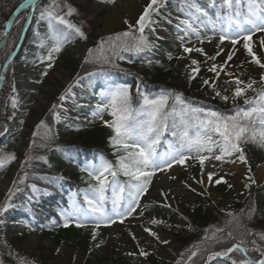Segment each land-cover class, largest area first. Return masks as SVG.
I'll use <instances>...</instances> for the list:
<instances>
[{"label": "snow or ice", "instance_id": "obj_1", "mask_svg": "<svg viewBox=\"0 0 264 264\" xmlns=\"http://www.w3.org/2000/svg\"><path fill=\"white\" fill-rule=\"evenodd\" d=\"M63 0H50V3L43 7L39 12V20H46L49 29V39L52 44L45 59L48 61L46 69L41 73L42 76L47 75V69L53 67L52 61L55 55L59 54L63 46L70 42V39L78 36L87 39L86 33L77 23L72 22L67 17L77 13V9L66 3L63 7L67 8L63 12ZM100 3H114L115 0H99ZM165 3V0H149L136 21V25H129L130 31L118 33L115 37H108L109 41H119V44H112L113 55H118L115 51L120 48L125 52L142 53L150 51L154 46L145 35V29L151 30V25L155 23L152 19L154 14L159 13V8ZM31 8L33 11L37 9V0H25L18 6L17 11L21 9ZM208 9H214L213 15L209 14ZM183 10L186 12L188 19L181 21L185 25L184 31L199 33V26H194L192 21H199L200 24L207 23L218 34L217 51L215 55L209 56L202 47L183 46L185 53L191 54L198 52L206 59L205 64L211 61L207 66V71L212 74L211 77L203 80V85L209 87L214 93L213 98L219 97L225 102H231L235 105L233 114L229 115L220 111H205L202 108L192 107L184 101L182 94L164 92L156 97L150 98L146 94H142V104L138 108L133 109L130 103L129 91L122 85H109L105 92L104 99L106 103L97 106L94 116L100 115L105 109H110L109 114L111 121H104L105 125L113 132L110 137V143L113 145L115 152H123V155L117 156L116 164L101 158L99 164L89 165L82 171H88L89 177L95 181L90 184L89 188L84 190V202L87 208H83L75 202L72 205V211L64 213V227H68L72 221L69 217H77L79 222L77 227H87L84 220L93 219L95 228L110 226L117 222L124 223L126 219H135L137 210L140 207L141 198L148 192L151 178L157 172H164L171 169L174 165L186 166L189 161H194L200 165L201 178L196 179V183L205 184L204 169L206 161L226 162L227 157L236 155V159L247 163V157L242 145L249 141L259 140L261 146H264V52L257 54L253 50L252 37L255 33H264V0H207V7H203L198 0H183ZM63 12V14H61ZM128 24V21H124ZM138 25L139 35H135L131 29ZM5 31L3 38L9 35L7 25H4ZM123 38V39H122ZM182 39V37H181ZM228 41L231 43L232 50L227 53L226 59L218 62V57L224 53L221 47ZM6 42V40H5ZM201 43L204 41L201 40ZM210 42V41H209ZM104 41L101 42V46ZM237 45H241L245 50L247 62L254 64L260 69L259 79L249 78L247 81L240 78L235 72L228 71L231 67L230 62L233 61L236 52L239 51ZM260 46L264 48V39L260 40ZM94 55L93 49H87L84 58L85 63L91 62L89 57ZM99 59V57H96ZM123 59V56L119 57ZM104 63H112L108 56L103 57ZM200 61L191 60L189 66L188 80H195L201 72ZM243 63V62H242ZM113 67H117L114 63ZM229 77L225 83L232 86L231 93L228 89L223 91L217 90V81L221 74ZM88 77L95 73H87ZM4 77L0 76V80ZM84 77H78L75 81H79ZM259 84V89L256 85ZM71 87L65 90V93L58 97L59 101H64L71 94ZM251 91L255 95L248 97L247 93ZM173 99V106L169 108V99ZM243 98L244 105H250L247 108H241L236 105V101ZM179 105V118H177V108ZM62 106V105H61ZM12 107H17V101L12 99ZM58 105L53 104L51 111L56 119H59V113L55 110ZM37 127L47 128L44 120H41ZM168 134L172 139L166 140L168 150L164 152L158 151L162 138ZM3 135V133H0ZM35 135V133H34ZM34 143V141H33ZM218 153V154H217ZM16 157L13 154H0V167L11 163ZM32 157H26L25 163H28ZM43 159V157H41ZM235 162V161H233ZM213 167L216 165L213 164ZM123 174L129 179L125 183H121L117 177ZM27 173H25V178ZM109 177L112 179L109 180ZM174 179V177H173ZM195 179V178H194ZM251 183H256L251 179ZM19 183L24 182L21 178ZM10 190L7 200L0 204V216L6 213L10 208L16 207L11 203L12 196L15 192L20 191L15 187ZM207 183L209 185L227 184L224 176H217L214 172L207 173ZM35 190V185H32ZM192 192H196L195 188L186 185ZM231 188L232 185L228 184ZM245 187H248L246 184ZM111 189V209L106 210L105 201L109 199L106 193ZM91 193V195H89ZM127 193V195H125ZM204 195V192L198 193ZM165 200L168 199L163 194ZM165 207H171L170 204H164ZM143 216V212L138 213ZM231 219L226 221L225 228H217L209 236L205 235L204 240L206 247L192 250L186 257L185 264L193 262V258L198 254L202 264H210L217 258H225L230 264H264V232H253L242 223L241 218L228 214ZM247 218H251L252 211L246 214ZM163 222L152 218L150 224L157 226ZM143 232L154 238L157 242L167 245L170 243L167 239H161L158 231L152 227H144ZM238 233V234H237ZM132 239L137 237L133 233ZM92 238L96 239V231L93 230ZM231 241V245L227 243ZM216 245H222L219 251L213 250ZM239 253V258H234L233 254ZM136 253H130L135 255ZM254 254V255H252ZM138 255L147 257L149 252L140 249ZM183 257L184 254L182 253ZM206 257V259H205ZM2 264V262H0ZM177 264H181L177 261Z\"/></svg>", "mask_w": 264, "mask_h": 264}, {"label": "rangeland", "instance_id": "obj_2", "mask_svg": "<svg viewBox=\"0 0 264 264\" xmlns=\"http://www.w3.org/2000/svg\"><path fill=\"white\" fill-rule=\"evenodd\" d=\"M167 1L168 0H165L162 7L167 5ZM148 2L149 0H115L114 3L93 2L85 7L81 0H65L64 4L71 5L78 10L77 13H74L69 19L72 22H78L85 33H91L98 40L103 37L115 36L118 33L130 31L129 25H136L138 17L143 12ZM66 11L67 8L64 7L63 12ZM159 11L162 12L161 9H159ZM26 14L27 13H25V15ZM100 15L101 17H99ZM24 18L26 19V17ZM185 19V15L177 11L173 14V17H170L168 23L162 25L161 30L158 32L160 37L167 42L172 40V34H177L176 38L179 42L178 47L180 51L185 54L184 61H187L189 69L191 60L195 59L198 61L199 58H206L195 51L191 54L185 53L183 51V46L202 47L208 55L211 56L215 55L217 51L219 37L216 31L213 30L211 24L207 26L206 23L200 24L199 21H192L194 26H199L198 35L191 31H184L185 25L182 24L181 21ZM3 20L4 19L0 18V38ZM125 20L128 21V24L124 23ZM45 21L46 20L38 21L37 29L39 31L43 29ZM175 26L183 29V33L177 32ZM131 31L134 33L136 28L131 29ZM261 39H264V33L261 32L255 33L252 37L253 50L257 52V54L264 52V48L260 46ZM201 40L204 42L201 43ZM221 47L224 48V53L218 57V62H222L226 59L227 53L232 50L233 46L230 42L225 41ZM236 47L239 48V51L236 52L233 61L230 62L231 67L228 68V71L235 72L245 81L249 78L258 80L260 69L254 64L247 62L248 58L241 45H237ZM15 48L16 46L14 44L7 46L6 49H4V51H6L1 53L0 60V68L7 62V72L9 71V74L12 76L11 94L7 97L4 103L5 108L2 112L5 117V122L0 127V133H3V135H0V154H13L16 157L11 163L6 164L4 167H0V204H3L7 200L10 190L14 188V182H16L15 187L19 188L20 191L15 192V195L12 196L11 199V203L16 207L10 208L6 213L0 216V262L5 264L4 260L1 258V256H4L14 260L16 264H86L85 253L82 248L75 245V237H70L67 242H58L56 237L47 235L48 232L44 233L45 230L50 229L49 226L36 224L29 226L28 223L17 221L23 214L32 219H34L35 216H39V214L42 213L41 209L47 206L43 201L50 196L49 192L46 190L37 187H35L34 190L32 185H26L25 173L31 168L32 160L28 161V163H25V160L26 157L29 156L34 158L32 153V148L34 147L33 139L36 137L37 130L39 129L37 127L39 122L52 118L57 128V135L61 137L65 143H70V141H73V137L76 135L77 130L84 129L89 123L92 122L98 125H104V121L112 120L109 114L110 109H105L101 114L102 119L100 115L94 116L97 106L107 102L104 99V95L109 86L105 88L104 91L93 94V77H88L87 75L80 76L81 74L78 75L73 68H62L60 57L55 58L54 61H52L53 67L47 69L50 74L42 76L41 73L45 71L48 61L42 60L37 64L29 66L20 65L14 60L9 61ZM87 49V43L81 38H78L76 41L67 43L63 46V53L61 52V56L72 62L80 63L85 58ZM168 50L170 52L174 51L171 43L168 45ZM45 51L43 47L36 45H29L26 48V52L29 54H43ZM78 77H84V79H81L79 84H76L75 81ZM42 78H45L44 82H42ZM207 78L209 77L205 79ZM228 79L230 78L224 76L222 73L218 83L222 84L224 88H227L230 94L232 86L225 83ZM70 86H72L71 94H69L64 101H59L58 97L64 94L65 90ZM256 87L259 89L260 85L257 84ZM254 95L255 94L251 91L247 93L248 97H253ZM213 96L214 93L208 87L202 92L200 102H209ZM13 98L17 101L16 108L12 107ZM224 103L229 102L224 101ZM53 104L58 105L55 110L59 113L58 120L51 111V106ZM237 104H241L243 108L250 107V105H244L243 98L239 99ZM82 105L86 107H80ZM73 125L76 126V129L73 128L70 130L69 127ZM68 130L70 133H65ZM36 146H41V144L37 142ZM167 150V143L158 148L160 152ZM118 155H123V152L117 153L113 147L112 157L114 163H116ZM100 161L101 159L97 161L96 164H99ZM213 164L216 166L213 167ZM190 165L197 166L198 168V163L189 161L186 166L174 165L169 170L157 172L156 175L151 178L148 192L140 200V207L137 210L135 219L128 218L123 224L117 220L116 223L110 226H104L102 224L99 228H95V221L91 219V217L84 220L83 222L87 227H90L92 233L94 229L96 231V239L94 240L91 237L88 247L95 250L100 255L99 259H95L89 264H115L112 260L117 254L125 258H127L126 256H136L140 258L136 261L127 259V261L125 260L117 264H148L143 260V256L138 255L140 249L149 252L148 257L150 260L164 264H175L180 256V248L174 242V237L172 235L151 226L150 219L154 217V212L148 209L151 200L163 199V194H166L168 197V204L172 207L180 208L178 206L193 202V200L200 196L198 193L204 192L210 195L213 203L218 204L224 210L230 211L234 202L240 199L244 193L249 192L253 185H264V174L261 172V170H264V164L256 169L253 177H250L246 166L243 162L236 159V155L227 157L226 162L214 160L206 161L204 169L205 174L203 177L205 184L203 186L196 183V179L201 178L200 168H198L194 176L195 179L185 174ZM88 166L89 165L84 167V169ZM208 172H214L217 176H224L225 180H227V184L209 185L207 183ZM82 175L87 182H95L89 177L88 171H83ZM249 177L254 179L256 183H251ZM21 178H24L23 183L18 182ZM121 178H124L125 182L129 179L123 174L117 177L118 180ZM111 179L110 177L109 180ZM228 184H231L232 187L229 188ZM246 184L248 187H245ZM186 185L195 188L196 192H192ZM25 195L27 206L31 208V211L28 213H25L22 207L17 203H13V201L16 202L17 198L20 196L25 197ZM84 195L85 192L83 191L82 197H84ZM125 195H127V193H125ZM68 199L71 202L67 212H71L73 202H75L74 196L70 195ZM34 201H38V203L36 204ZM40 204H43V206H40ZM77 205L81 206L80 204ZM84 207L85 209L87 208V206ZM111 207L112 205L110 204L109 210ZM140 212H143V216L138 214ZM69 220L72 221L70 224L73 226L79 222L77 217H69ZM144 227H152L153 230L160 233L161 239H167L170 243L164 245L157 242L154 238L143 232ZM133 233L137 237L136 240L132 239L131 234ZM156 245L161 246L162 249H158ZM130 253L136 254L130 255ZM210 264H230V262L225 258H217L211 261Z\"/></svg>", "mask_w": 264, "mask_h": 264}, {"label": "trees", "instance_id": "obj_3", "mask_svg": "<svg viewBox=\"0 0 264 264\" xmlns=\"http://www.w3.org/2000/svg\"><path fill=\"white\" fill-rule=\"evenodd\" d=\"M21 1L22 0H0V18L5 19ZM83 1L88 5L98 0ZM64 2L65 0L62 2V8H64ZM49 3L50 0H40L37 4V9L34 12L35 16L25 31L20 49L14 57V60L20 65H29L35 61V55H30L25 52V47L28 44H42L44 39L49 38L50 33L48 25L43 33L36 29V23L39 20V12ZM203 7H207V3L203 4ZM209 10L210 9H208V11ZM61 14H63V12ZM99 17H101V15ZM154 21L155 23L151 25V30L148 28L145 32L148 40L154 45L150 51L135 53L125 52L120 48H116L115 51L118 55H113L110 46L112 44H119V41H109L108 37L97 40L91 33H86L87 39H85V41L89 44L90 49L94 50V55L89 57L91 62H84L77 65L71 60L63 57L61 59V67L64 69H78L81 75L95 73L99 84L116 82L124 83L130 87L137 85L139 89L136 92L130 91L129 93L130 103L134 108L140 104L142 100L141 91L143 89V92L150 97H153L154 94L158 92H169L172 93L173 96L182 94V98L186 104L192 107L202 108L205 111L212 110L229 115L233 114L235 105L231 102L225 104L223 100L220 101L219 97L213 98L209 105L201 106L197 104L202 92L208 88L203 85V80L206 77L212 76V74L206 70L211 61L205 64V59L200 58L201 72L195 80L189 82V69L185 62H183L184 55L181 52L177 55L166 53L164 50L165 44H163L156 35L158 25L161 21H164V19L157 15ZM23 29L24 19L20 20L15 26L6 47L10 44H14L15 46L18 45ZM102 41H104V43L101 46ZM5 51L3 50V52ZM47 55L48 54L44 56L46 57ZM104 56H108L112 60V63H104ZM120 56L124 58L120 59ZM96 57H99V59ZM113 63L117 65V67H113ZM11 82V75L8 71L6 72L4 85L0 90V127L5 122V117L2 112L5 106L4 103L11 94ZM217 84V90L223 91V89H225L218 81ZM172 106L173 99L170 98L169 108ZM176 108L177 118H179V105H177ZM44 121L48 127H39L36 137L33 139L34 147L32 148V153L34 158L31 159V168L27 172V183H33L38 187H49L52 181L61 178L59 174L62 173L64 176H69L76 186H85L86 184L79 175V167L75 165L74 162L78 163L81 159L85 161L94 160L97 155L107 154L110 137L113 136L112 130L104 125L102 127L93 126L90 129L78 133L74 138V142L79 143V147L73 144L67 148V153L70 155L72 154V158L74 159L71 160L70 158L63 157L65 153L64 145L60 139L54 135L49 120L45 119ZM37 142H39L41 146H36ZM242 147L247 157L246 165L252 176L256 167L264 163V146H261L257 139L256 141L244 143ZM41 157H43V159H41ZM196 169L197 167L195 166H189L185 174L193 178ZM21 199L22 198H19L17 200L20 201ZM159 206L158 211L155 213V219L163 223L154 227L174 236V241L180 247L181 254H184L183 257L180 255V259L178 260L181 264H185L186 257L190 251L207 246L204 240L206 234L210 236L215 229L226 227V221L231 219L228 215L229 213L233 214L235 217L241 218L242 223L247 225L253 232H264V186H253L250 192L243 194L240 199L234 202L230 211L224 210L218 204L213 203L208 193H204V195L197 197L193 202L187 203L180 208L162 207V204ZM250 210L252 211V215L249 219L246 214L249 213ZM47 217V221H53L54 219L53 214L48 213ZM56 219H60V217L57 216ZM57 226V230L59 231L57 234V236H59L57 241L67 242L70 237L76 236L74 243L77 247L83 249L86 256V264L100 258V255L96 253L95 250L87 247L90 239V232H83L82 230L75 232V230L69 227H64V224H58ZM230 245L231 241L227 243V246ZM156 247L162 249L159 245H156ZM221 247L222 245H216L213 250L219 251ZM233 256L234 258H239L241 254L235 253ZM1 258L4 260L5 264H16L15 261L10 258L4 256H1ZM128 258L131 261L139 260V258L135 256H129ZM125 260L127 261L126 258L117 254L113 257L112 261L117 264ZM193 261L194 264H202L199 254L197 257L193 258ZM150 263L158 264L155 261ZM188 264H193V262H188Z\"/></svg>", "mask_w": 264, "mask_h": 264}, {"label": "water", "instance_id": "obj_4", "mask_svg": "<svg viewBox=\"0 0 264 264\" xmlns=\"http://www.w3.org/2000/svg\"><path fill=\"white\" fill-rule=\"evenodd\" d=\"M24 2H22V3H24ZM17 9H18V7L10 14V16L7 19V22L5 23V25H7V31L9 32V34H10L11 30H12V27L14 25V22H15L17 16L23 10V9H21V10L17 11ZM4 31H5V28H4ZM8 36L6 38L2 37V39L0 40V51L4 47V45L6 43L5 40L7 41Z\"/></svg>", "mask_w": 264, "mask_h": 264}, {"label": "bare ground", "instance_id": "obj_5", "mask_svg": "<svg viewBox=\"0 0 264 264\" xmlns=\"http://www.w3.org/2000/svg\"><path fill=\"white\" fill-rule=\"evenodd\" d=\"M28 9V8H27ZM27 9L25 11H27ZM43 110H46V109H43ZM261 172L264 174V170H261Z\"/></svg>", "mask_w": 264, "mask_h": 264}]
</instances>
